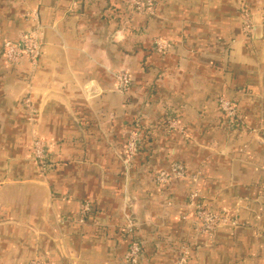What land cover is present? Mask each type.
I'll use <instances>...</instances> for the list:
<instances>
[{
    "label": "crops",
    "instance_id": "1",
    "mask_svg": "<svg viewBox=\"0 0 264 264\" xmlns=\"http://www.w3.org/2000/svg\"><path fill=\"white\" fill-rule=\"evenodd\" d=\"M259 3L157 0L145 17L127 0H0V264H124L133 241L138 264H176L182 247L187 264H264ZM240 4L256 39L242 32ZM35 26L36 69L8 67L3 43ZM154 39L167 51L156 52ZM117 70L131 80L125 95ZM219 97L236 104L244 130L226 126ZM132 133L138 153L126 165ZM34 138L45 144L44 171L31 154ZM172 163L187 177L157 185L156 173ZM192 186L226 220L210 237L187 208Z\"/></svg>",
    "mask_w": 264,
    "mask_h": 264
},
{
    "label": "built area",
    "instance_id": "2",
    "mask_svg": "<svg viewBox=\"0 0 264 264\" xmlns=\"http://www.w3.org/2000/svg\"><path fill=\"white\" fill-rule=\"evenodd\" d=\"M75 2V0H72ZM157 0H127V5L129 11L133 14H138L145 17H152L155 15ZM259 13L262 16L264 22V0H260L259 3ZM239 14L241 18L242 32L246 40H251L253 38V27L252 13L248 8L240 4ZM33 22H37V15L31 13L27 15ZM37 26V25H36ZM30 32L19 36L18 41H5L2 45V55L5 59L6 65L8 67L17 68L26 62L31 71L36 69L41 51V36L37 32L36 27ZM154 50L159 53H164L168 49L167 42L154 39ZM114 77L116 81V89L119 93L127 94L131 87V80L129 74L125 70H117L114 72ZM25 108L28 111L29 122L34 123L36 121V111L34 109L33 103L29 96L23 99ZM219 108L226 118V124L230 130H244V124L239 120L236 106L233 102L220 97L218 100ZM178 125L175 122L168 123V129H176ZM138 153V137L135 134H130L128 141L126 143V158L124 163L129 164L131 158L135 157ZM31 154L33 159H35L44 171L46 167V149L45 144L37 138H34L31 142ZM186 176L184 167L180 163H173L169 170H160L154 176V182L157 185L165 186L171 183L173 179H184ZM195 182V179H193ZM199 197V194H198ZM196 192H192L188 197L187 207L193 208L196 218L199 224V230L206 236H212L214 230L217 226L225 224L226 220L216 213L211 212L205 208L199 201ZM89 210L87 205H84L81 210V215H85ZM133 228V223L128 221L126 224V230L131 232ZM182 252V251H181ZM141 257V245L137 241H133L123 256L124 264H138ZM30 264H38L36 260L32 261ZM176 264H187L186 263V252L183 251L181 256H179Z\"/></svg>",
    "mask_w": 264,
    "mask_h": 264
},
{
    "label": "rangeland",
    "instance_id": "3",
    "mask_svg": "<svg viewBox=\"0 0 264 264\" xmlns=\"http://www.w3.org/2000/svg\"><path fill=\"white\" fill-rule=\"evenodd\" d=\"M220 98V97H219ZM230 101V100H229ZM234 103V102H233ZM234 105L236 106V104L234 103ZM221 111V110H220ZM222 113V112H221ZM223 114V113H222ZM224 115V114H223ZM225 120H226V118H225ZM226 126H227V124H226ZM228 127V126H227ZM173 164V163H172ZM172 164H170L169 165V167L172 165ZM183 166V165H182ZM187 176H185V178H186ZM189 177V176H188ZM184 178V179H185ZM198 178V174H195V175H192V176H190L189 177V179H190V181L194 184L195 182L193 181V179H195V181H197L196 179ZM173 180H175V179H173ZM172 180V181H173ZM192 192H196L197 193V197H198V190L194 187V186H192L191 188H190V190H189V192H188V195H187V200H188V197H189V195L192 193ZM199 198V197H198ZM197 198V199H198ZM199 201V200H198ZM200 202V201H199ZM202 205H203V203L202 202H200ZM204 206V205H203ZM188 208V207H187ZM195 213V212H194ZM196 216V215H195ZM197 219V218H196ZM198 221V220H197ZM203 234V233H202ZM188 248L187 247H182V249H181V251L183 252V251H185L186 252V263H188V260H187V256H188V250H187ZM180 251V254H179V256H181V254H182V252ZM179 256H178V258H179ZM177 261H178V259H177ZM177 263V262H176Z\"/></svg>",
    "mask_w": 264,
    "mask_h": 264
},
{
    "label": "water",
    "instance_id": "4",
    "mask_svg": "<svg viewBox=\"0 0 264 264\" xmlns=\"http://www.w3.org/2000/svg\"><path fill=\"white\" fill-rule=\"evenodd\" d=\"M256 28H257V26L255 25V26L253 27V38H254V39L258 38Z\"/></svg>",
    "mask_w": 264,
    "mask_h": 264
}]
</instances>
